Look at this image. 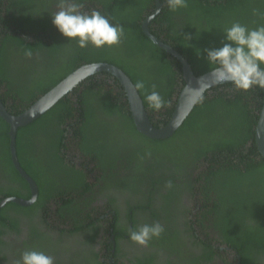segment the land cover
Wrapping results in <instances>:
<instances>
[{
    "label": "trees",
    "instance_id": "obj_1",
    "mask_svg": "<svg viewBox=\"0 0 264 264\" xmlns=\"http://www.w3.org/2000/svg\"><path fill=\"white\" fill-rule=\"evenodd\" d=\"M36 1L23 0L19 6L34 10L41 7ZM99 1L97 11L107 16L111 23L123 26L125 37L111 48L97 50L89 46L81 50L75 42L53 43L54 46H51L42 40H36L41 31L49 33L51 37H63L56 33L58 30L52 24V12L42 11L40 16L43 15L44 18L38 19L33 13L17 8L14 19L22 22L21 31H26L27 37L32 35L35 40L26 39V43L18 36L7 34L4 14H10L8 11L14 5H7V0H0V91L2 86L7 87L8 97L12 102L19 103L9 107L12 115L22 113L23 111H18L19 107L28 108L41 94L82 65L107 63L121 69L134 85L137 82L144 83V88L138 91L149 118L157 128L166 124L173 112L169 105L178 77L174 67H178L179 76L182 72L180 64L154 45L142 31V22L156 8L155 0ZM160 1L162 8L150 22V32L177 49L196 75L213 70L214 66L209 65L203 50L221 47L225 28L234 22L249 29L264 25V0H188L187 8L175 12L168 9L166 0ZM163 35L165 39L162 38ZM8 44L9 51L6 49ZM55 47L66 50L70 62L67 63L68 66L43 69L48 76L38 81L32 80L29 72L24 74L30 65L29 58L34 61L42 50L52 51ZM197 49L201 50L199 55ZM68 67L72 69L69 70ZM8 69L11 76L5 73ZM100 74L104 75L103 81H99L98 74L87 77L73 92L74 97L81 87L90 84L81 91L77 101L82 108V130L79 129V134H75L74 138L80 136L79 141L69 138L68 128L71 124L66 119L63 121L60 116V110L65 105H70L71 111L74 109L73 105H77L71 102L70 96L59 100L33 122L18 128V162L37 185L38 198L30 206L9 202L0 208V237L9 238L11 232H14L19 238L21 230L26 228L30 232L26 239L35 236L40 238L36 224L40 217H46L43 214L45 210L38 211L36 208L43 209L45 204L56 199L60 205L57 211L60 219L71 224V208H79L76 212L88 211L86 207L82 208V204L91 205L94 202L92 188L97 187L99 194L108 191L103 198L109 201L112 208L108 207L113 210L112 219H107L111 224L95 228L94 223H89L94 221H90V217L85 218L86 215L82 219V224L92 226L91 242L86 248L92 255L88 259L82 256L79 264H109L101 255V247H107L110 255L111 245L106 241L99 245L100 241L96 240L100 228L106 227H110L111 234L115 235V254L117 253L122 263L173 264L170 260L173 255L180 260L182 252L189 254L186 251L185 232L193 231V228L188 223L180 225L179 214L183 206L179 197L187 189V181H192L195 175L199 191L204 200L210 202L209 211L215 216L213 232H218L220 243L235 250L239 258L235 255L234 262L264 264V159L254 144V130L263 104L261 89L253 88L249 92H242L236 90L231 83L215 86L204 93L170 138L150 140L135 130L126 102H121V96L119 98L115 95L117 79L106 72ZM109 78L112 79V84L108 82ZM28 83L32 88L27 87ZM182 85L183 80L179 88ZM42 86H45L44 90L34 93L41 90ZM90 87V92H94L92 95L87 92ZM153 90L158 91L167 102L166 107L159 111L150 109L145 100L146 95ZM0 98L5 106L6 99L1 93ZM100 113L105 114L104 122ZM157 115L160 118L154 120ZM70 116L75 118L74 113H68L64 117L70 119ZM110 119L120 126L118 135L109 126ZM8 129L9 126L0 118V202L9 197L27 199L30 195L28 184L18 175L11 162ZM24 136H30V141ZM51 144L54 147H49ZM26 146H30L33 152L28 160L23 158ZM75 149L81 151L80 155L90 159V162H98L94 169L76 168L71 163L76 156ZM67 151H71L69 157ZM48 160L54 161L52 167L47 164ZM193 167L198 170H191ZM95 171L97 177L92 184L89 175ZM116 182L125 189L123 193L110 190ZM169 182L173 184L171 188L167 187ZM147 190L149 194L145 197L143 192ZM116 194H121L122 197ZM223 204L229 208L228 219L223 218ZM95 209L97 208H92V211ZM120 212L126 213V220L135 228L160 223L164 232L160 238L150 242V249L143 250L144 248L137 246L134 253H129L126 245L134 244L133 242L123 243L124 249L118 245L120 236H128L130 230L123 224L118 225L117 214ZM218 213H222L219 220ZM82 228L83 225L79 230ZM69 230L64 228V231L58 233L66 240L67 247L70 246L68 238L61 233ZM192 236L204 246L201 255L211 254V258L218 256L219 247L214 251L208 245L212 244L208 235L205 238ZM17 241L19 246L8 245L0 240V244H3L0 250L3 256L19 258L25 251H36L34 246H24L25 243ZM155 249L158 251H154ZM41 250L39 251L42 252ZM7 251L10 253L6 255ZM189 255L186 256L187 260H190ZM199 260L204 264L202 256H199Z\"/></svg>",
    "mask_w": 264,
    "mask_h": 264
},
{
    "label": "flooded vegetation",
    "instance_id": "obj_2",
    "mask_svg": "<svg viewBox=\"0 0 264 264\" xmlns=\"http://www.w3.org/2000/svg\"><path fill=\"white\" fill-rule=\"evenodd\" d=\"M31 1H34V0H29V2H31ZM22 2H23V0H12L11 3H10V0H7V2H6L7 5H14L8 11V13H10V14H4L6 17V22H7V27H8L7 34H10L12 36L13 35L18 36V37L22 38L24 41L26 39L35 40L32 35L31 36L28 35L29 37H27L28 33L26 31L25 32L21 31L22 22L14 19V11L17 8L20 10L21 9L27 10L26 9L27 7L19 6L22 4ZM36 2H39L41 7H38L34 10H31L28 8L27 11L30 13H33L34 15L33 14H30V15H33L34 17L36 16V18H38V19L44 18L43 15L40 16V13L42 11L47 12V13L52 12L51 14H54L55 12H57L59 10V8H58L59 0H42V1L37 0ZM99 2H100L99 0H92V1H88V2L85 0L84 1V7H83L82 11L85 13H89V14L93 10L97 11V9L99 7V5H97V3H99ZM158 7L160 9L162 8L161 1L158 2ZM35 12L38 14H35ZM38 19H36V20H38ZM148 28H149V25H148ZM149 31H150V29H149ZM5 33H6V31H5ZM5 33H3L2 37H4ZM56 33H59V32L56 31ZM164 35L166 36V33ZM164 35L162 36V38H164ZM38 36H40V37H38V39H36V40H42L44 43L51 45V46H54L53 43L65 44L68 42V40L64 37L61 38V37H58L57 35H55L54 37H51L49 35V33H45V31H41L40 33H38ZM166 40H169V39L166 38ZM6 49H7V51H9V49H10L9 44L6 45ZM168 56H170L171 58H174L180 64L181 72H182L183 70H182L181 62L178 59H176L174 56H171V55H168ZM28 62L30 63V65L26 68L24 74L27 75V73L29 72V77L32 78V80H34V81H38L42 77L48 76L47 73L45 71H43V69L47 70V69H51V68L61 67L63 65L68 66L67 63L69 62V56H68L65 49L55 47V49L52 51L42 50L41 55L37 59H35L33 61L32 58H29ZM19 64H21V63H19ZM105 64H107V63H105ZM68 69L70 70V69H72V67H68ZM174 71L178 72V77L176 78L177 84L175 83L173 96L170 99L169 108H171V109H173V107H174V104L176 102V98H177L178 93L182 87L181 86L179 88V86L181 84V81L183 80L182 73H181V76H179L180 71H178V67L177 68L174 67ZM5 73H7V74H9V76H11L9 69ZM98 75L100 76V77H97V78H100L99 81H103L104 75H101L100 73H98ZM51 77H53V76H50V78ZM107 80L110 84H112V81H111L112 79L109 78ZM99 81H96V82L98 83ZM93 84L96 85L95 83H93ZM86 85H90V84H86ZM86 85L84 86V88H86ZM117 85L118 86L115 87L114 93H115V95L117 94L119 96V98L121 96V102H124L126 98H125V94L123 92V89L120 86L119 82ZM27 87L32 88L30 83H28ZM6 88L4 86H2L0 93L6 99V105L4 106L6 111L11 114V112H10L11 109L9 107H11L13 104L18 105L19 103L14 102V101L12 102V100L10 99V96L8 97V95L6 94V91H7ZM15 88H16V86L13 89H15ZM84 88L81 87L80 91L77 92L78 94L74 97H73L72 93L68 95V96H70L69 98L71 99V102H75L77 104V105H73L74 109L72 111H71V106L68 104L65 105L64 108H62L60 110V112H61L60 116L63 119V121L66 119V122H69L71 124L70 128H68V132L70 133L69 138L75 139L76 141L80 140V136H77V138H74V135L79 134V132H78L79 129L82 130V124H81L82 108L78 104L77 101L79 98V94L81 93V91ZM25 89H22V90L25 91ZM44 89H45V86H42L41 90H37V92L34 91V93L38 94ZM87 90H88L87 92L89 95L94 94V92H90V90H92V88L87 89ZM41 95H43V94H41ZM68 96H65V97H68ZM65 97H63L61 99H64ZM98 98L102 99L101 97H98ZM61 99H59V100H61ZM95 107L98 108L99 106H95ZM25 109L26 108L19 107L18 111L22 112ZM67 112L68 113H74L75 118H73L72 116H70L71 117L70 119H69V117L65 118L64 116L68 115ZM100 117H103L101 119L103 122L106 120L105 114L100 113ZM158 118H160V117H158V115H157L154 118V120L155 119L157 120ZM110 122L108 121L109 126H112V129L115 132H117L116 135H118L119 130H120V126L117 125L111 119H110ZM150 123L153 125L151 119H150ZM99 125H101V124H99ZM101 127H103V124ZM142 136L147 138V139H150V140H157V139H153V138L151 139V138L146 137L144 135H142ZM24 138L27 139V141H30V136H24ZM166 139H168V138H166ZM166 139H162V140H166ZM49 147H51V148L54 147V144H51ZM37 148H39V147H37ZM24 149H25V151L23 154V158L25 160H28L32 157L33 152H31L30 146H26V147H24ZM75 151H76V154H75L76 156L73 158V162H71V163L73 165H75L76 168L85 167L86 169H89V170L94 169L97 161L92 163L89 161L90 159H88L87 157H84V155H80L79 152H81V151H79L78 149H75ZM66 154H67V157H69L71 154V151H67ZM53 163H54V161H52V160H48V162H47V164L50 167H52ZM191 170L196 171V170H198V168L193 167ZM43 172H44V168H43ZM95 173H96V171L89 175V179L92 182V184H93V182H95V178L97 177V173L96 174ZM191 180L192 181H189V182L187 181V183H186L188 185L187 189L185 190V192L182 193V196L179 197V200H181L182 206H183L182 211L179 214V217H180V225L184 224V223H188L189 226H191L193 228V231L189 230L188 232H185V237H186L185 239L187 242L186 251L188 250V253L192 254V255H189V254H186L185 252H182L183 255H182L180 260H178V257L176 255H173L170 258V260L172 261L173 264H195V263L201 264V261L199 260V256H202L204 258V264H239V261L234 262L235 255H236V257L238 256L236 254L235 250L228 247L227 245H225L223 243H220L218 232H213V230H214L213 229V223L215 221V216L212 213H210V211H209L210 206H205V203L203 202V200H201L198 203V201L200 199L199 195H197V194L192 195L191 187L193 185L192 183L195 182L196 178L193 176V179H191ZM171 185H173V184H171ZM92 189H93L92 193H94V197H95L93 199L94 202L91 205L90 204L88 205L86 203L82 204V208L86 207L87 209H89L88 211H85L84 213L82 211L78 210L77 212L79 214H77L76 210L79 208H71L72 212H69V215H70L69 220H71V224H68L67 222H64L63 219H60V215L57 213L58 207H60V205H58L57 199L51 200L47 204H45L43 209L42 208H36V210H38V211H44L45 210V212L43 214L46 217V218L40 217L39 223L36 224V226H37L36 228L39 229V237L40 238L35 236L34 238H27L26 239V237L30 234V232H29V230L24 228L21 230L22 232L20 233L19 238H18V235L16 233L11 232L9 238L7 236H1L0 237L1 242L7 243L8 245H12V244L18 245L17 240H20L22 243H25L24 246H28V247L34 246L36 251H39L42 249L41 251L44 252L46 255L53 257L55 264H79L81 259H82V256L86 259L91 258L92 254H91L90 250L88 251L86 248L91 242L90 231L92 230V226L88 227L86 225V223L82 224L81 221L87 215L85 218L90 217L91 218V219H89L90 221L94 220V221H91L89 223H94L95 228H98V227H101V225H110L111 222L108 223L107 219L110 221L112 219V214H113V210L108 207V206H110L109 201L106 198H103V196L106 195L108 193V191H106L102 194H99L97 187H94ZM110 190L113 191L114 193H123V191H125V189L121 185H119L117 182H116V185H113L110 188ZM162 193H164L163 190H162ZM148 194H149V190L143 192V195L145 197H147ZM116 195L119 197H122L121 194H116ZM6 199H8V198H6ZM134 204L137 205L136 202ZM92 208H97V209L92 211ZM39 216H41V215H39ZM221 216H222V213H218L217 220H219L221 218ZM229 217H230L229 208L223 204V218L228 219ZM117 218H118V225L123 224L124 227L127 226L129 229H131V226H133V228H135L134 225H132L128 220H126V213H123V212L118 213ZM191 220H193V222H191ZM166 223L169 224V222H166ZM82 225L84 226V228L79 230ZM64 228L70 229L66 233H61L62 236L68 238L67 242L70 245L68 247L66 246V242H65L66 240H63V238L58 234L59 231L60 232L64 231ZM73 229H75V231H73ZM106 229H108V232H106ZM111 231L112 230L110 227H106L104 229L100 228L99 234L96 237L97 242L100 241L99 245H101L102 241H106V243H109L113 249V250L111 249V251H110L111 253L109 255L107 252V247H101L102 248L101 255H103L104 260L109 264H126V263H122L121 261H119L117 253L115 254V246H114V245H116L114 243L115 235L111 234ZM202 232H203V235H202ZM192 235H196L197 237L202 236V238H205V235H208L210 242L212 243V244L208 243V245L212 246L214 248V251L216 248L219 247L218 256L214 255L211 258V254L201 255L204 246H203V244L199 243L198 240L195 239L196 237H194ZM129 241H130V239L127 235H125L124 237L120 236V240H119L118 245L120 246V248L124 249L123 243H127ZM137 246L138 245L128 243L126 245V250L129 251V253H134ZM2 247H3V244L2 245L0 244V250ZM142 248H144L143 250L150 249L149 246L142 247ZM154 251H158V249H155ZM159 251H161V250H159ZM8 253H10V252L7 251L6 255ZM187 255H189L188 258H190V260H187V257H186ZM20 257L21 256H19V258L18 257L12 258V256H9V255L3 256V253L0 252V264H13L14 262H18L20 260ZM238 258L239 257H237V259ZM117 260H118V262H117Z\"/></svg>",
    "mask_w": 264,
    "mask_h": 264
},
{
    "label": "clouds",
    "instance_id": "obj_3",
    "mask_svg": "<svg viewBox=\"0 0 264 264\" xmlns=\"http://www.w3.org/2000/svg\"><path fill=\"white\" fill-rule=\"evenodd\" d=\"M166 4L170 11L175 12L187 8L188 0H166ZM83 7V0H59V10L51 14L53 26L69 43L75 42L81 50L89 46L99 50L118 45L125 37L123 26L111 23L109 18L99 11L85 13L82 11ZM222 34L224 41L221 47L203 50L209 65L214 66L211 72L213 82L217 84L230 82L236 90L242 92H249L253 88L264 89V25L249 29L239 22H234L225 28ZM200 52L201 50L197 49L198 55ZM94 67L98 68L99 65ZM135 86L137 89H143L144 83L137 82ZM145 100L148 107L156 111L167 105L156 90L147 94ZM167 187H172L171 182ZM191 191L192 195L200 196L198 203L203 200L205 206H210V202L204 200L203 194L199 191L196 180ZM163 232L164 227L160 223L145 224L130 229L128 237L134 244L147 247L152 240L160 238ZM17 264L55 262L53 257L44 252L28 250L21 254Z\"/></svg>",
    "mask_w": 264,
    "mask_h": 264
},
{
    "label": "water",
    "instance_id": "obj_4",
    "mask_svg": "<svg viewBox=\"0 0 264 264\" xmlns=\"http://www.w3.org/2000/svg\"><path fill=\"white\" fill-rule=\"evenodd\" d=\"M159 1L160 0H155L156 8L142 22V31L154 45L164 50L168 55L174 56L178 59L182 64L183 70V85L176 98L171 117L166 124L158 128L154 127L150 123L149 114L143 104L139 91L131 79L121 69L105 63L82 65L67 75L56 86L52 87L49 91L38 97L28 108L17 116H14L6 111L0 98V118L3 119V121L9 126L8 148L11 162L20 177L28 184L30 190V195L27 199L9 197L8 199H4L0 202V208L9 202L15 203L19 206H30L35 203L38 198L37 185L18 162L16 154V135L18 128L33 122L49 110L56 102L59 101V99L68 96L71 93L73 94L74 90L82 82H84L87 77L102 72H106L114 76L123 89L126 98V107L132 117V122L136 131L141 135L157 140L171 137L181 126L188 114L194 109L205 92L215 86L230 83H214L211 77V72L213 70L205 72L204 74L196 75L190 64L177 49L166 44L149 31L148 25L160 10L158 7ZM94 65H99V67H94ZM261 91L263 92V104L254 130V144L257 152L260 154L261 158L264 159V89H261ZM194 177L196 178V176Z\"/></svg>",
    "mask_w": 264,
    "mask_h": 264
},
{
    "label": "rangeland",
    "instance_id": "obj_5",
    "mask_svg": "<svg viewBox=\"0 0 264 264\" xmlns=\"http://www.w3.org/2000/svg\"><path fill=\"white\" fill-rule=\"evenodd\" d=\"M154 256V255H153Z\"/></svg>",
    "mask_w": 264,
    "mask_h": 264
}]
</instances>
